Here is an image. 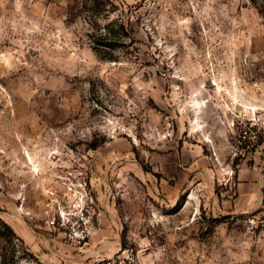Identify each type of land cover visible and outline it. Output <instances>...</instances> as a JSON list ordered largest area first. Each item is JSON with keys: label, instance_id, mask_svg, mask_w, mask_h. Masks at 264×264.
Instances as JSON below:
<instances>
[{"label": "rangeland", "instance_id": "1", "mask_svg": "<svg viewBox=\"0 0 264 264\" xmlns=\"http://www.w3.org/2000/svg\"><path fill=\"white\" fill-rule=\"evenodd\" d=\"M103 2L0 0V264H264L246 223L264 199L234 212L218 184L264 164L260 150L230 166L242 127L264 134V15L251 0ZM97 20L137 41L103 57ZM197 144V170L178 166ZM51 163L87 169L100 217L83 249L45 225Z\"/></svg>", "mask_w": 264, "mask_h": 264}, {"label": "built area", "instance_id": "2", "mask_svg": "<svg viewBox=\"0 0 264 264\" xmlns=\"http://www.w3.org/2000/svg\"><path fill=\"white\" fill-rule=\"evenodd\" d=\"M252 120V119H251ZM240 137L245 146L240 151H233L230 155V166L239 156L248 158L256 152L264 151V134L258 136L251 132L247 125L242 127ZM215 162L220 158L213 149ZM63 164H50L48 168L50 180H44L41 195L43 196L42 213L46 227L51 231L62 235L70 245L83 249L98 229L100 217L99 206L89 187L87 169H69L62 173ZM65 170V169H64ZM223 178H218L220 194L223 197H233L235 182H233V170ZM23 206V203H22ZM246 223L252 229L264 231V214H249Z\"/></svg>", "mask_w": 264, "mask_h": 264}, {"label": "crops", "instance_id": "3", "mask_svg": "<svg viewBox=\"0 0 264 264\" xmlns=\"http://www.w3.org/2000/svg\"><path fill=\"white\" fill-rule=\"evenodd\" d=\"M210 149V147L208 146ZM178 155V166L189 165V169L195 168L204 161L203 147L197 144L189 151L184 149L176 151ZM181 158L183 159L181 163ZM153 164L159 165V161L153 158ZM48 171V169H47ZM237 182L235 184L236 196L232 199L231 208L234 212H254L260 202L264 199V164L257 162L254 166H246L238 171ZM46 180H50L49 172ZM215 177H213V182ZM195 182H197L195 180ZM202 183V181L198 182Z\"/></svg>", "mask_w": 264, "mask_h": 264}, {"label": "trees", "instance_id": "4", "mask_svg": "<svg viewBox=\"0 0 264 264\" xmlns=\"http://www.w3.org/2000/svg\"><path fill=\"white\" fill-rule=\"evenodd\" d=\"M88 2V0H86ZM254 4H256L258 10L261 14L264 15V0H251ZM92 8L97 10V13L101 12V6L104 4L103 0H89ZM94 35L95 39V48L100 51V54L108 59H116V55L108 50L114 49L119 45H125L127 42V38L129 37L130 42L137 41V38L133 35H130L127 31V26L124 21L112 20L105 23L104 26H101L97 21H93ZM107 50V53H101L102 50ZM7 227L12 230L10 225L7 224Z\"/></svg>", "mask_w": 264, "mask_h": 264}, {"label": "bare ground", "instance_id": "5", "mask_svg": "<svg viewBox=\"0 0 264 264\" xmlns=\"http://www.w3.org/2000/svg\"><path fill=\"white\" fill-rule=\"evenodd\" d=\"M198 103H199V101H198ZM198 103H196V104H198ZM200 103H201V102H200ZM200 103H199V104H200ZM197 107H199V105H198ZM28 156H29V155H28ZM30 158H32V157H30ZM36 168H38V167H37V164L34 163V169H36Z\"/></svg>", "mask_w": 264, "mask_h": 264}]
</instances>
